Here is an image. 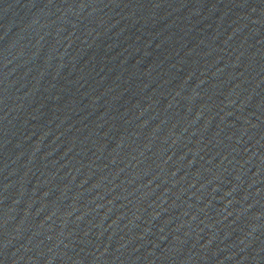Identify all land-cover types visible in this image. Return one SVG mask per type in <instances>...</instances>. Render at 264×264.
<instances>
[{"label": "water", "instance_id": "obj_1", "mask_svg": "<svg viewBox=\"0 0 264 264\" xmlns=\"http://www.w3.org/2000/svg\"><path fill=\"white\" fill-rule=\"evenodd\" d=\"M0 264H264V0H0Z\"/></svg>", "mask_w": 264, "mask_h": 264}]
</instances>
